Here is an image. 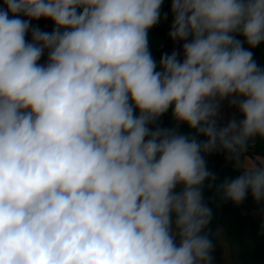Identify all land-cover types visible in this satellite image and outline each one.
I'll list each match as a JSON object with an SVG mask.
<instances>
[{
    "label": "clouds",
    "instance_id": "obj_1",
    "mask_svg": "<svg viewBox=\"0 0 264 264\" xmlns=\"http://www.w3.org/2000/svg\"><path fill=\"white\" fill-rule=\"evenodd\" d=\"M162 4L2 0L0 264H214L217 151L244 169L220 200L264 202V161L245 159L264 141V69L236 39L264 42V0H171L183 60L157 70ZM225 100L243 119L221 127ZM170 108L192 135L155 126Z\"/></svg>",
    "mask_w": 264,
    "mask_h": 264
},
{
    "label": "trees",
    "instance_id": "obj_2",
    "mask_svg": "<svg viewBox=\"0 0 264 264\" xmlns=\"http://www.w3.org/2000/svg\"><path fill=\"white\" fill-rule=\"evenodd\" d=\"M0 6H2V0H0ZM21 19H27V17L20 16ZM32 27H38L41 31L51 32L54 28V24L51 20L40 19L31 21ZM26 39L31 41V31H29ZM165 39V33L161 30L154 28L149 31V46L152 52L161 58L159 52V46ZM236 39L241 40L244 43V47L253 53V59L256 62L264 55L259 46L255 48H249L244 41V38L240 35L236 36ZM264 45V42H263ZM241 114L237 116V121L242 120ZM177 124L172 115V108L169 109L160 119L157 121L158 127L171 129ZM181 128V134L192 135V130L187 124H179ZM223 127L222 124H218ZM153 126V127H155ZM207 138L204 136L198 137L199 141H205ZM247 157L257 162V158H264V141L256 140L254 146L249 149ZM208 169L215 174L216 180L212 187H209L208 182L205 183L203 188V196L208 206L213 211V220L210 223V229L212 232V238L216 236V230H224L232 239H234L240 248L241 255L244 259L245 264H264V226L257 224L256 220L252 217L251 212L253 209L261 205L264 208V202L256 203L250 192L246 199L240 205H235L231 201H221L216 186L222 183L225 179H235L239 175H242L244 169H237L233 161L227 159L226 153L220 154L219 151L214 152L210 155H206ZM251 223L258 226L261 234L263 243L262 245H253L246 241L245 237V223Z\"/></svg>",
    "mask_w": 264,
    "mask_h": 264
},
{
    "label": "rangeland",
    "instance_id": "obj_3",
    "mask_svg": "<svg viewBox=\"0 0 264 264\" xmlns=\"http://www.w3.org/2000/svg\"><path fill=\"white\" fill-rule=\"evenodd\" d=\"M259 46L261 47L262 44H260ZM152 56L156 60L158 65L157 70H159L160 57L156 55L154 52H152ZM46 58H47V51H45L39 63L43 62ZM239 114L240 112L238 111V109L235 107H229L228 101L225 100L221 105V112H220V118L218 120V124H222L223 126H226V124L230 120L232 119L236 120ZM173 127H176L178 132L181 134V128L179 124L178 125L175 124ZM245 159L248 162L253 161L248 157H246ZM261 161H264V158L261 157L257 158V162H261ZM251 215L256 220L258 225L264 226V208L261 205L253 209ZM244 229H245L246 241L248 243L253 245H262L263 243L262 234L258 226H255L247 222L245 223ZM221 232L222 235H220ZM223 236H225V238ZM213 243L215 245L214 251L212 253L214 264H233L234 260H236L237 263L239 264H245L238 243L234 239H232L225 231L223 230L219 231V234L216 235L215 238L213 239Z\"/></svg>",
    "mask_w": 264,
    "mask_h": 264
},
{
    "label": "built area",
    "instance_id": "obj_4",
    "mask_svg": "<svg viewBox=\"0 0 264 264\" xmlns=\"http://www.w3.org/2000/svg\"><path fill=\"white\" fill-rule=\"evenodd\" d=\"M160 12H161L160 22L153 27L154 29L161 30L165 33V39L159 46V52L161 55L165 53L171 55L173 51H176L178 53V59L182 62L184 41H173L169 36V32L171 30V25L173 22V15L171 13V0H163V4ZM165 14H167L166 18H165ZM46 61L47 58L40 63L44 64L46 63ZM253 146L254 145L250 146L249 149H251ZM219 153L223 154L224 152L219 151Z\"/></svg>",
    "mask_w": 264,
    "mask_h": 264
},
{
    "label": "water",
    "instance_id": "obj_5",
    "mask_svg": "<svg viewBox=\"0 0 264 264\" xmlns=\"http://www.w3.org/2000/svg\"><path fill=\"white\" fill-rule=\"evenodd\" d=\"M257 64L261 69H264V55L260 57V59L257 61Z\"/></svg>",
    "mask_w": 264,
    "mask_h": 264
},
{
    "label": "crops",
    "instance_id": "obj_6",
    "mask_svg": "<svg viewBox=\"0 0 264 264\" xmlns=\"http://www.w3.org/2000/svg\"><path fill=\"white\" fill-rule=\"evenodd\" d=\"M262 44V46L260 47L259 45V47L261 48V51H262V53L264 52L263 51V49H264V45H263V42L261 43ZM262 47H263V49H262ZM220 231H222V229H220ZM224 231V230H223ZM220 235H222V232L220 233ZM224 238H225V236H223ZM233 264H239V263H237V261L236 260H234V263Z\"/></svg>",
    "mask_w": 264,
    "mask_h": 264
}]
</instances>
